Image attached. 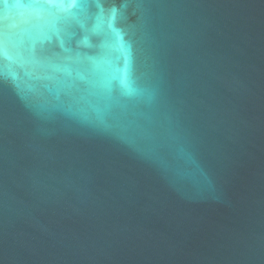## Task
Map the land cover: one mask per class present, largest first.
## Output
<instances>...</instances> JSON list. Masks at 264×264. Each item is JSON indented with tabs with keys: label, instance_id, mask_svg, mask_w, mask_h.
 I'll return each mask as SVG.
<instances>
[{
	"label": "water",
	"instance_id": "water-1",
	"mask_svg": "<svg viewBox=\"0 0 264 264\" xmlns=\"http://www.w3.org/2000/svg\"><path fill=\"white\" fill-rule=\"evenodd\" d=\"M0 264H264V0H0Z\"/></svg>",
	"mask_w": 264,
	"mask_h": 264
}]
</instances>
